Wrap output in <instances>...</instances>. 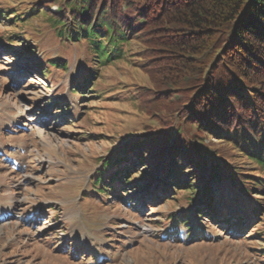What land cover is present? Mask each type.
<instances>
[{"label":"rangeland","instance_id":"obj_1","mask_svg":"<svg viewBox=\"0 0 264 264\" xmlns=\"http://www.w3.org/2000/svg\"><path fill=\"white\" fill-rule=\"evenodd\" d=\"M36 2L0 0V9L7 19V13L27 11ZM88 48L86 42H64L41 14L0 20V264H264V218L248 228L252 219L242 205L250 201L230 179L210 180L212 192L201 206L196 193L171 189L159 170L156 186L168 197L146 200L131 188L123 198L96 192L107 160L161 128L155 118L137 112L140 90L152 88L140 69L144 63L132 57L142 47L132 43L127 59L97 71ZM55 59L68 70L50 67ZM38 64L49 69L47 77L34 70ZM92 71L97 89L73 94L74 83ZM58 104L69 108L58 111ZM194 130L185 128L183 134L191 138ZM203 141L205 146L197 143L203 152L230 157L232 149L222 141ZM147 164H131L134 183L152 172ZM252 167L244 174L255 173ZM253 193L264 199L263 190ZM212 199V214L196 217V209ZM189 217L191 226L177 223Z\"/></svg>","mask_w":264,"mask_h":264},{"label":"trees","instance_id":"obj_2","mask_svg":"<svg viewBox=\"0 0 264 264\" xmlns=\"http://www.w3.org/2000/svg\"><path fill=\"white\" fill-rule=\"evenodd\" d=\"M44 1L37 0L27 11L7 13V19L6 11L0 9V20L20 22L43 15L64 42H86L96 71L127 59L131 53L125 49L132 43L143 49L132 57L144 63L140 69L152 88L140 90L137 112L155 118L162 130L151 129L149 133H154L130 148L121 147L107 160L98 173L97 193L123 198L131 188L146 191V200L157 194L168 197L156 186L155 170H159L171 189L196 193L203 203L212 192L210 180L230 179L245 189L242 192L250 201L242 205L252 219L248 228L263 221L260 201L264 199L253 192L264 191V0ZM52 6H57L56 12L50 11ZM32 55L33 51H27L26 56ZM49 66L68 70L66 63L56 59ZM34 70L43 77L50 73L43 64ZM96 71L74 83L73 94H92L97 89ZM61 106L56 105L57 110L69 108ZM178 121L181 126L175 128ZM185 128L195 129L193 137L183 134ZM203 138L222 141L232 149L230 157L220 160V156L203 152L199 146ZM146 160L145 168L152 165L154 169L144 183H134L133 166ZM182 164H187L186 170ZM251 165L255 173L244 174ZM208 168L210 179L205 175ZM120 185L126 190L119 192ZM211 214L208 206L196 211L198 218ZM181 221L189 225L191 219Z\"/></svg>","mask_w":264,"mask_h":264},{"label":"bare ground","instance_id":"obj_3","mask_svg":"<svg viewBox=\"0 0 264 264\" xmlns=\"http://www.w3.org/2000/svg\"><path fill=\"white\" fill-rule=\"evenodd\" d=\"M146 198V197H145Z\"/></svg>","mask_w":264,"mask_h":264}]
</instances>
